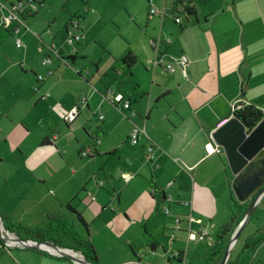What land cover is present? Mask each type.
I'll list each match as a JSON object with an SVG mask.
<instances>
[{
    "label": "crops",
    "instance_id": "crops-1",
    "mask_svg": "<svg viewBox=\"0 0 264 264\" xmlns=\"http://www.w3.org/2000/svg\"><path fill=\"white\" fill-rule=\"evenodd\" d=\"M40 1L42 8L21 17L24 26L17 33L3 26L0 5V118L12 121L9 109L18 104L41 103L45 113L60 112L63 123L47 121L42 150L20 158L31 174V187L46 194L36 198L21 193L13 206L0 203V212L14 223L20 212L33 213L41 204L33 216L47 222V214L60 213L70 203L88 223L89 236L92 213L110 227L109 239L100 245L90 237L97 256L114 253L116 247L125 258L112 264H179L188 254L173 243L184 240L187 233L175 232L169 240L172 228L180 221V230H189L201 211L199 205L214 207L217 201L227 212L215 231L218 247L220 228L235 211L234 177L224 153L208 154L205 145L216 146L211 135L232 117L235 105L264 108V0H188L190 14L174 12L172 0H153L162 15L150 13L148 0H114L106 10L99 5L104 0H82L78 10L59 5L58 0ZM175 15L181 18L178 24L173 22ZM73 16L83 31L75 51L64 44ZM37 35H45V56L51 59L45 72H52L51 81L38 80V67L24 65L28 42ZM16 39L23 47H16ZM128 54L135 57L130 66L123 63ZM159 54L166 61L185 56L187 78L178 66L167 71L156 65ZM29 71L35 82L26 85L20 78ZM82 79L88 87H96L97 97L93 94V104L86 100L77 118L66 123V112L80 103L77 89L85 87ZM17 83L19 93L14 96ZM46 93L50 96L43 99ZM117 95L130 103L128 109L123 102L111 103ZM133 123L143 129L136 144L129 138ZM70 134L74 139L68 144ZM145 147L152 148V158L146 157ZM84 150H90L88 156L81 155ZM26 197L35 207H20ZM162 250H178L183 258L177 263ZM59 258L0 244V264H73Z\"/></svg>",
    "mask_w": 264,
    "mask_h": 264
},
{
    "label": "rangeland",
    "instance_id": "rangeland-1",
    "mask_svg": "<svg viewBox=\"0 0 264 264\" xmlns=\"http://www.w3.org/2000/svg\"><path fill=\"white\" fill-rule=\"evenodd\" d=\"M4 1L5 0L0 1V3ZM12 1V3L17 2V0ZM81 1L82 0H58V4H64L68 8L78 10ZM97 1L98 0H94V2ZM40 3L41 1L39 0V4ZM99 5L100 7H102V9L106 10L114 5V0H104L101 1ZM42 7L43 5L38 8ZM26 10H28V7H26ZM39 11L38 13H36V17L38 16ZM92 31L94 32V28L90 30V35ZM44 36L45 35H41L40 37L37 35L35 39L33 38L32 42H28L31 47H29L28 55L26 58L27 62L24 65L25 67H28V65L31 63V65L35 68L38 67V73H36L37 77L41 76L47 82L51 80H49L50 77H48L45 72L49 64H43L44 59L46 58L45 55L47 54L46 46H44V44L42 43V41H44L45 39ZM48 38L49 40H53L51 37H47V41ZM88 41H91V36L88 37ZM48 44H50V42H48ZM64 44L65 47L67 46L70 49L73 48V46L69 45L66 40H64ZM39 48L45 50V52L41 53L39 51ZM20 68L21 65L18 64L17 70H20ZM20 79L26 85L30 81L35 82V76L30 71ZM82 84V86L85 85V87L83 89H77V92L81 94L78 97V100L81 101L83 99H90V104H93V99H91V96L94 94L95 97H97L98 91H96V87H88L87 82H85L84 79H82ZM19 87L20 86L18 83L13 86V90H15L13 92L14 96L18 95ZM21 87L25 89L24 84ZM63 87L64 89H67V87ZM99 88L101 91L103 90L101 86H99ZM44 90L45 89H42V93L45 92ZM3 106L6 108L9 107L7 103H3ZM8 115L12 117V121L6 118H0V203H3L7 206H13L20 200L21 193H25L27 194V196L33 195L36 198L42 197L46 194L45 193L44 195H41L31 187V174L27 167L22 166V162L27 159L29 154L33 153L35 149H39L40 151L42 150L39 148V146L41 141L43 140V132L47 129V121L52 120L54 122H57L58 124H62L63 116L60 114V112H56L55 110H49V112L47 111L45 113L41 103H31L29 106L25 103L18 104L17 106L11 107L9 109ZM40 117L42 118V120L40 119ZM81 117L82 115L77 119L78 122L81 121ZM62 129L65 133L70 132L66 130L64 126H62ZM73 139V134H70V137L66 143H72ZM38 141L39 143H37ZM21 151L23 152V155L21 154ZM22 156L24 157V160L20 159ZM39 168L42 169L43 167L39 166ZM51 197H53V195ZM31 204L33 207H35V202H32L29 197H26L25 199H22L20 201L19 205L20 207H24ZM42 207L43 206L39 204L36 206V210L32 211L33 213L28 214H21V212L19 211L20 214H18L17 221H15L14 223L20 225L24 224L26 226L27 224H31L33 226H36L33 228H44V226L46 225L45 218H42L39 215L33 216V214L40 210ZM171 207L174 206L171 205ZM199 208L201 211L194 216V223L192 224L191 232L197 233L201 230L207 229L206 231L210 233V235L202 241L187 243V237L185 236L186 238L184 240L182 239V241L180 240L179 242H174L173 244L181 246L188 254L187 260H185V262H180L179 264H187L186 261L190 264H201V261L203 260L202 257L206 256L207 254L215 253L217 251V248L219 247V245L218 247H216L217 245H215V231L218 223H221L220 221L222 220V215L225 216V214L227 213L226 210L222 208L217 201L214 203V207H208V205H199ZM78 212L81 213V211ZM206 216L208 218H211L212 221H209L211 219L204 221V218ZM198 221H201L202 223L199 222L197 224ZM89 222L92 223L90 227V237L91 239H93V241H97V246L101 244V240L106 241L109 239L108 236L111 235L112 231L110 227L104 222L102 216L95 217V215L92 213V218L89 220ZM116 241H118V238ZM228 242L229 238L226 239L225 246H227ZM112 251L115 252L105 254L103 256L101 255L100 257L96 254L98 262L100 258V264H112V262L114 261L117 262L125 258L121 251H117L116 247H113ZM129 253L130 251L129 249H127L125 255L129 257L131 255H128ZM133 262L136 263L135 260H133ZM225 264H264V198L262 199L260 205L257 207V210L251 213L247 223L245 224V227L238 237V240L230 249L228 259Z\"/></svg>",
    "mask_w": 264,
    "mask_h": 264
},
{
    "label": "water",
    "instance_id": "water-1",
    "mask_svg": "<svg viewBox=\"0 0 264 264\" xmlns=\"http://www.w3.org/2000/svg\"><path fill=\"white\" fill-rule=\"evenodd\" d=\"M17 3H19V0H17L15 4ZM157 45L159 46V43ZM133 126L136 125L133 123ZM211 138L213 142L222 149L226 157L230 172L234 177L232 189L236 199L242 202L247 200L254 193L249 207L229 238V242L220 261V264H225L230 249L238 240L251 213L264 195V116L253 128L245 127L238 118L232 116L212 133ZM252 171L253 173L251 175H247V173ZM179 224L180 221L176 223L177 227L172 229L173 233H188L190 231L191 227H189L187 231H181L179 229ZM3 232L5 234H3ZM7 234H11L14 237L12 243ZM167 238L173 240L171 237ZM0 240L9 248H29L44 251L56 257L67 258L73 264H90L83 254L74 249L59 247L49 241L23 240L17 237L15 234L5 229L1 215ZM176 252L177 251L166 252L162 250V255L173 260ZM78 257H81V259Z\"/></svg>",
    "mask_w": 264,
    "mask_h": 264
},
{
    "label": "trees",
    "instance_id": "trees-1",
    "mask_svg": "<svg viewBox=\"0 0 264 264\" xmlns=\"http://www.w3.org/2000/svg\"><path fill=\"white\" fill-rule=\"evenodd\" d=\"M171 6H173L174 12H183L186 14H190L191 8L187 5L188 0H172ZM38 4V3H37ZM39 6L41 4H38ZM180 6V9H177V7ZM176 18V15L173 17ZM72 20H78L77 16H73L71 18ZM70 21V22H71ZM70 22L68 25H70ZM79 23V20L77 21ZM77 32L81 34V37L83 38L82 32L80 27L76 29ZM80 42V41H79ZM79 42H75L72 46L74 51L76 49V45ZM58 56L60 55V52L57 53ZM135 61V57L128 54L123 59V63L130 66ZM87 104V101H84L85 106ZM232 116L238 118L240 122L247 128H253L260 119L264 116V111L254 105L251 104H244L239 103L238 105L234 106V109L232 111ZM101 119V116H100ZM46 142L43 141L44 144ZM233 202L235 205V211L233 213V216L230 218V220L225 223L220 228V233L218 235V238L221 239L219 248H217V251L212 254H207L206 256L202 257L205 260L213 261L214 264H220V261L223 257L226 243L224 240H222L223 237L230 236V234L233 232L235 225H237L240 220L242 219V216L246 212L247 208L249 207V204L251 200H244L242 202L238 201L236 198H233ZM1 219L3 222V225L6 230H8L10 233L15 234L17 237L23 239V240H32V241H49L54 243L55 245H58L59 247L64 248H71L75 251H79L81 254L84 255L86 260L90 262V264H99L96 256L95 249L91 243L90 236H89V225L86 223L81 216V214L76 211L70 203H67L64 205V210L57 214H47V222L44 228H29L24 227L20 224H15L11 221L9 217L6 215H3L0 212ZM229 238V237H228ZM0 244H3L0 240ZM183 256V254L181 255ZM59 260H66L69 261L67 258L60 257Z\"/></svg>",
    "mask_w": 264,
    "mask_h": 264
},
{
    "label": "built area",
    "instance_id": "built-area-1",
    "mask_svg": "<svg viewBox=\"0 0 264 264\" xmlns=\"http://www.w3.org/2000/svg\"><path fill=\"white\" fill-rule=\"evenodd\" d=\"M149 5H150V13L151 14H163V11H161L162 13H159V11L156 9L153 0H148ZM1 5V9H2V17H1V22L3 24V26L5 27H13V31H15L16 33L19 32V30L21 28H23V23L21 21V17L25 16V14H32L34 12L37 11L38 9V4L36 2V0H24V2L19 1V3L15 4V3H11L9 6H6L2 3H0ZM28 7V10H26V7ZM177 9H180V6L177 7ZM78 20H72L70 22V27H71V31L66 32V37L65 40L69 45H73L75 42H79L81 41L82 37L81 34L79 32H77L76 29L79 28V23L77 22ZM181 22V18L180 16L176 15V18L174 19V23L178 24ZM15 23V24H14ZM16 47H21L22 46V42L20 41V39H16ZM58 51H54V55L58 56ZM51 59L50 56L44 59V63L43 64H50ZM156 65H161L163 66L167 71H173L175 66H178L181 69L182 75L187 78V72L185 70V66L187 64V60L185 56H180L179 58H174L173 60H164L163 56H159L156 58L155 62ZM52 74V72H47V76H50ZM42 77L38 76V80H41ZM106 94H110L111 93V89L107 88L105 90ZM50 96L49 93H46L44 95V97H42L43 99L48 98ZM86 99H83L80 101L79 105H74L69 111L66 112L65 114V122L66 123H72L78 116L79 111L81 109V107H83L84 105V101ZM115 102H123V108L124 109H128L130 106V103L124 102L123 98L120 95H117L113 98V100H111V103H115ZM264 111V108L262 109ZM102 118V117H101ZM143 133V129H140L139 127H134L132 129V131L130 132V141L132 144H136L138 142V138L139 136ZM87 151L88 150H84L83 153H81V155L83 156H87ZM145 151V155L146 157L152 158V148L151 147H145L144 149ZM205 152L210 154V153H221L222 149L216 145V146H212L211 143H208L205 145ZM168 212V210L166 209V213ZM191 220V219H190ZM178 223V221H177ZM177 226L175 225L174 228H176ZM209 233L206 230H201L200 232L197 233H192L191 230L187 233V243H191V242H196V241H202L203 239H205L206 237H209ZM171 237H173V234L171 235Z\"/></svg>",
    "mask_w": 264,
    "mask_h": 264
},
{
    "label": "flooded vegetation",
    "instance_id": "flooded-vegetation-1",
    "mask_svg": "<svg viewBox=\"0 0 264 264\" xmlns=\"http://www.w3.org/2000/svg\"><path fill=\"white\" fill-rule=\"evenodd\" d=\"M22 2H24V1H22ZM69 31H71L70 25H68L67 28H66V32H69ZM60 57H62V56H60ZM61 61L64 62V64L66 66H68V63H66V61H65L64 58H61ZM90 150L87 151V156L89 155ZM252 173H253V171L247 173V175H251ZM253 196H254V193L247 200H249V201L252 200ZM172 234H173V237H171ZM171 235L169 237H171L172 239H174L175 238L174 233H171ZM181 255H182V253L177 250V252L174 254L173 260L176 261L177 263L180 262L182 260V258H183V256H181ZM201 264H214V262L203 259L202 262H201Z\"/></svg>",
    "mask_w": 264,
    "mask_h": 264
},
{
    "label": "bare ground",
    "instance_id": "bare-ground-1",
    "mask_svg": "<svg viewBox=\"0 0 264 264\" xmlns=\"http://www.w3.org/2000/svg\"><path fill=\"white\" fill-rule=\"evenodd\" d=\"M3 234H5L4 232H3ZM8 235V237H10V240H11V243L13 242V239H14V237L11 235V234H7ZM78 258H80L81 259V257H78Z\"/></svg>",
    "mask_w": 264,
    "mask_h": 264
},
{
    "label": "clouds",
    "instance_id": "clouds-1",
    "mask_svg": "<svg viewBox=\"0 0 264 264\" xmlns=\"http://www.w3.org/2000/svg\"><path fill=\"white\" fill-rule=\"evenodd\" d=\"M180 229V228H179Z\"/></svg>",
    "mask_w": 264,
    "mask_h": 264
}]
</instances>
